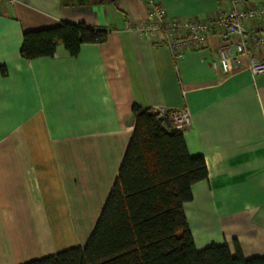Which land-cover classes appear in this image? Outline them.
Segmentation results:
<instances>
[{
    "label": "crops",
    "instance_id": "crops-1",
    "mask_svg": "<svg viewBox=\"0 0 264 264\" xmlns=\"http://www.w3.org/2000/svg\"><path fill=\"white\" fill-rule=\"evenodd\" d=\"M169 16L206 17L231 0H159ZM143 0H0V264L83 246L115 180L133 128L132 105L159 114L186 107L190 155L207 178L183 211L201 250L234 241L264 255V72L211 65L216 37L173 61L162 43L132 30ZM79 23L107 30L76 56L22 58L25 30ZM244 64V63H243ZM53 226L70 240L57 242ZM71 241V242H68Z\"/></svg>",
    "mask_w": 264,
    "mask_h": 264
},
{
    "label": "trees",
    "instance_id": "trees-1",
    "mask_svg": "<svg viewBox=\"0 0 264 264\" xmlns=\"http://www.w3.org/2000/svg\"><path fill=\"white\" fill-rule=\"evenodd\" d=\"M107 30L82 22L25 30L20 55L51 57L62 46L76 56L83 43H101ZM6 75L4 67L0 69ZM132 133L115 180L85 244L22 264H264V255L243 257L234 241L197 250L183 203L191 185L207 178L202 155H190L172 112L162 114L133 104Z\"/></svg>",
    "mask_w": 264,
    "mask_h": 264
},
{
    "label": "built area",
    "instance_id": "built-area-1",
    "mask_svg": "<svg viewBox=\"0 0 264 264\" xmlns=\"http://www.w3.org/2000/svg\"><path fill=\"white\" fill-rule=\"evenodd\" d=\"M143 3L145 16L132 30L165 45L173 61L182 59L187 51L206 47L208 39L216 37L214 68L225 74L244 69L253 79L264 72V0H231L227 11L206 17H172L159 0ZM171 118L178 129L190 127L186 107L174 109Z\"/></svg>",
    "mask_w": 264,
    "mask_h": 264
},
{
    "label": "rangeland",
    "instance_id": "rangeland-1",
    "mask_svg": "<svg viewBox=\"0 0 264 264\" xmlns=\"http://www.w3.org/2000/svg\"><path fill=\"white\" fill-rule=\"evenodd\" d=\"M53 232L57 242H61L62 240H70L72 237L69 231L62 226H53Z\"/></svg>",
    "mask_w": 264,
    "mask_h": 264
}]
</instances>
